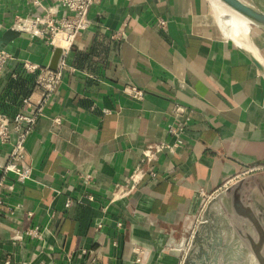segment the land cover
<instances>
[{"label":"crops","instance_id":"0c3cea01","mask_svg":"<svg viewBox=\"0 0 264 264\" xmlns=\"http://www.w3.org/2000/svg\"><path fill=\"white\" fill-rule=\"evenodd\" d=\"M35 12L32 0L0 2V49L15 57L0 75V110L10 115L39 97L24 62L59 61L45 39L15 26ZM90 17L27 138L31 180L8 175L0 264H180L176 243L197 217L200 189L228 190L238 229L264 254V75L223 34L210 1L100 0ZM177 139L152 164L157 177L112 201L147 145ZM9 151L0 141V173Z\"/></svg>","mask_w":264,"mask_h":264},{"label":"built area","instance_id":"2783aa9c","mask_svg":"<svg viewBox=\"0 0 264 264\" xmlns=\"http://www.w3.org/2000/svg\"><path fill=\"white\" fill-rule=\"evenodd\" d=\"M98 2L100 0H57L56 4L48 5L43 0H32L36 12L30 16H16L15 26L20 32L45 39L52 47L61 48V56L55 69L24 62L25 70L36 74L35 87L39 97L37 100L30 96L24 98V108L14 115L0 110V141L10 146L7 162L2 166L0 173V216L5 210L4 190H12L15 185L7 181L8 175L13 174L14 182L18 183H26L32 178V168L25 165L27 138L33 131L38 118L44 115L45 105L62 82L64 71L71 68L67 62L68 54L76 38L92 25L90 9ZM61 8L67 11L64 16L58 15ZM14 58L10 51L0 49V75ZM127 91L136 98H141L143 95V91L136 87H128ZM177 111L182 112V109L178 107ZM55 122L60 123V119L56 118ZM171 131L176 132L174 128ZM182 142V139H177L173 143L161 142L147 145L143 150L141 164L131 172L124 183L116 185L112 201L129 197L146 179L157 177L159 173L152 164L158 160L160 153L166 150L173 152ZM219 192L216 190L207 193L204 189L199 190L203 200L197 216L201 214L207 201ZM25 234L32 237L40 236L36 227L27 228ZM13 238L22 240L23 236L20 232H16ZM134 251L136 262H144L147 259L148 252L143 247L136 246Z\"/></svg>","mask_w":264,"mask_h":264},{"label":"water","instance_id":"95a60500","mask_svg":"<svg viewBox=\"0 0 264 264\" xmlns=\"http://www.w3.org/2000/svg\"><path fill=\"white\" fill-rule=\"evenodd\" d=\"M216 15L218 25L223 34L231 39L235 45L258 67L264 75V58L258 50L254 52L246 43L234 38L227 25L222 22L229 20L228 13H220L219 6H226L243 17L252 27L264 34V10L247 0H209ZM251 38V34H249ZM61 48H56L55 62L60 59ZM59 62V61H58ZM55 69V68H52ZM224 190L214 196L207 204L202 220L199 223L192 241V245L182 264H261L258 254L250 246L247 238L241 233L236 224L237 207L231 203ZM228 207L226 213L224 200ZM231 205V206H230Z\"/></svg>","mask_w":264,"mask_h":264},{"label":"rangeland","instance_id":"374dc122","mask_svg":"<svg viewBox=\"0 0 264 264\" xmlns=\"http://www.w3.org/2000/svg\"><path fill=\"white\" fill-rule=\"evenodd\" d=\"M247 1L258 5L260 8H262L264 10V0H247ZM250 41L253 42V44L258 48L260 55L264 58V34L260 30H258V29L253 27ZM262 187L264 188V182H263ZM210 200L207 201V204L210 202ZM223 203H224L223 208H224L225 212L229 214L228 210L231 207H228V205L226 204V203H229L228 200L225 199ZM207 204L205 205V207H204L203 211L201 212V214L195 218V220H194L193 224L191 225V227L188 230H186L187 237H186V240H185V246H184V248L180 247V249H181V252L179 254L180 261H181L180 264H182V262L184 261V258L186 257L187 253L189 252V249H190V247L192 245V241H193V237H194L195 231H196L199 223L202 220V216H203V214L205 212ZM249 244L252 246V248L258 254V256H259V258H260V260L262 262L261 264H264V254H262V250L258 246L256 240H253V242L251 240Z\"/></svg>","mask_w":264,"mask_h":264},{"label":"bare ground","instance_id":"6f19581e","mask_svg":"<svg viewBox=\"0 0 264 264\" xmlns=\"http://www.w3.org/2000/svg\"><path fill=\"white\" fill-rule=\"evenodd\" d=\"M219 10L217 9V11H219L220 13L224 14V13H230L229 16V20L226 22H222L223 26L227 25V29H229L231 35L246 43L247 45H249L250 48H252V50H254V52L258 53L257 48L250 42V38H249V34L252 35V26L243 18L241 17L239 14L235 13L234 11L230 10L229 8H227L226 6H219ZM186 234V232H183ZM185 240L186 237H181L179 239V241H177V245H176V250L181 252L180 247L184 248L185 246Z\"/></svg>","mask_w":264,"mask_h":264}]
</instances>
